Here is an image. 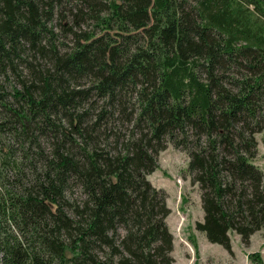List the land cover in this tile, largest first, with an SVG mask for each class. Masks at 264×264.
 Segmentation results:
<instances>
[{"label":"trees","instance_id":"trees-1","mask_svg":"<svg viewBox=\"0 0 264 264\" xmlns=\"http://www.w3.org/2000/svg\"><path fill=\"white\" fill-rule=\"evenodd\" d=\"M262 132L264 0H0V264H174L169 144L196 229L249 245Z\"/></svg>","mask_w":264,"mask_h":264},{"label":"rangeland","instance_id":"rangeland-1","mask_svg":"<svg viewBox=\"0 0 264 264\" xmlns=\"http://www.w3.org/2000/svg\"><path fill=\"white\" fill-rule=\"evenodd\" d=\"M118 31H114V34ZM66 44L74 45L67 40ZM135 124L117 123L123 133H137ZM258 155L253 160L264 172V132L256 135ZM187 153L177 150L172 144L159 155V168L148 179L159 189L166 191L167 203L171 214L167 219L168 226L174 236V264H259L250 258L257 253L264 264V230L254 234L250 244L242 243L240 236L231 233L233 253L218 244L210 243L206 235L196 229V223L202 222L201 191L195 184L187 168ZM76 195L79 190L75 189Z\"/></svg>","mask_w":264,"mask_h":264}]
</instances>
